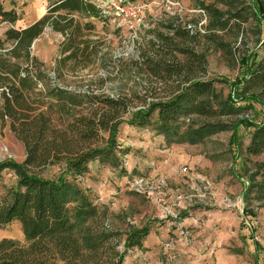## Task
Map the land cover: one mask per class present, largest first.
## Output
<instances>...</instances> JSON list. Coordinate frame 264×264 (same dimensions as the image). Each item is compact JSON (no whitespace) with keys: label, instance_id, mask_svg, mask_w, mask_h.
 Listing matches in <instances>:
<instances>
[{"label":"rangeland","instance_id":"rangeland-1","mask_svg":"<svg viewBox=\"0 0 264 264\" xmlns=\"http://www.w3.org/2000/svg\"><path fill=\"white\" fill-rule=\"evenodd\" d=\"M125 1L144 5L142 25L75 16L89 25L83 31V56L75 61H62L64 38L49 27L30 48L50 85L79 96L80 104L68 106L72 114L89 116L97 109L92 102L106 97L121 100L127 108L116 135L118 166L91 162L76 181L98 210L86 227L101 244L96 251L81 249L68 263L116 264L121 259L122 264H264V193L246 192L257 165L264 171V154L245 155L252 125L262 122L263 110L239 95L248 68L264 55V21L249 16L237 28L231 20L221 31L209 28L210 18L199 6L214 0ZM240 1L245 6L252 2ZM54 2L0 0L5 10L21 15L16 29L32 25ZM9 27L0 23V37ZM188 62L195 77L213 80L223 99L229 96L236 107L245 108L220 119L235 124L232 132L198 145L167 146L151 128H136L127 120L179 90L188 76L183 66ZM99 137L92 147L103 146L108 135L100 132ZM25 156L24 145L7 124H0V162L20 164ZM62 169L58 164L36 172L51 179ZM16 184L15 174L4 170L0 199H7ZM144 227L148 235L142 247H127V234ZM4 239L28 246L18 222L0 228V242ZM36 257L64 263L52 247L41 248Z\"/></svg>","mask_w":264,"mask_h":264},{"label":"trees","instance_id":"trees-1","mask_svg":"<svg viewBox=\"0 0 264 264\" xmlns=\"http://www.w3.org/2000/svg\"><path fill=\"white\" fill-rule=\"evenodd\" d=\"M218 4L224 9H217ZM199 6L210 18L209 28L216 30L223 31L231 20L240 28L249 16L264 21V0H252L248 6L240 0H214L213 4ZM75 16L85 19L103 15L88 0H55L35 23L16 29L14 24L22 19L21 15L14 9L5 10L0 3V23L10 26L0 37V124L9 126L26 152L20 164L0 162V181L4 170L17 177L9 197L0 199V228L18 222L28 242L27 247H21L14 241L2 240L0 264H49L36 257L41 248L48 247L54 249L63 264H69L81 249L96 251L101 244L86 227L98 210L76 181L88 172L91 162L118 166L116 135L127 108L121 100L106 97L92 102L97 109L89 116L72 114L68 106L80 104L79 96L50 85L51 79L41 70L42 64L30 52L32 43L49 27L64 38V63L83 56V31L89 25L81 24ZM217 44L226 48L222 42ZM183 66L188 76L181 88L168 98L131 113L127 123L136 128H151L167 146L198 145L219 133L234 131L235 124L220 119L234 116L245 107H236L229 96L223 99L213 80L195 77L191 63ZM239 95L263 110L262 122L252 125L254 129L245 148L246 156L257 157L264 154V55L248 68ZM100 132L108 135L105 144L92 147ZM81 143L84 146L76 149ZM58 164L63 169L54 178H44L36 172ZM253 189L264 193L261 165H257L247 194ZM147 235L145 227L131 231L126 237L127 247L140 249ZM116 264H122L121 259Z\"/></svg>","mask_w":264,"mask_h":264},{"label":"built area","instance_id":"built-area-1","mask_svg":"<svg viewBox=\"0 0 264 264\" xmlns=\"http://www.w3.org/2000/svg\"><path fill=\"white\" fill-rule=\"evenodd\" d=\"M97 7L102 15L124 24L142 25L144 5H134L125 0H88Z\"/></svg>","mask_w":264,"mask_h":264},{"label":"crops","instance_id":"crops-1","mask_svg":"<svg viewBox=\"0 0 264 264\" xmlns=\"http://www.w3.org/2000/svg\"><path fill=\"white\" fill-rule=\"evenodd\" d=\"M39 20V19H38ZM35 23V22H34Z\"/></svg>","mask_w":264,"mask_h":264}]
</instances>
